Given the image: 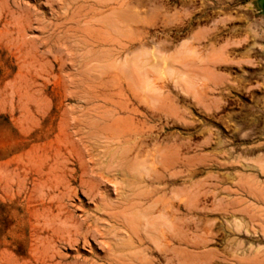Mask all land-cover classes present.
Masks as SVG:
<instances>
[{"label": "rangeland", "instance_id": "obj_1", "mask_svg": "<svg viewBox=\"0 0 264 264\" xmlns=\"http://www.w3.org/2000/svg\"><path fill=\"white\" fill-rule=\"evenodd\" d=\"M259 2L0 0V264H264Z\"/></svg>", "mask_w": 264, "mask_h": 264}, {"label": "bare ground", "instance_id": "obj_2", "mask_svg": "<svg viewBox=\"0 0 264 264\" xmlns=\"http://www.w3.org/2000/svg\"><path fill=\"white\" fill-rule=\"evenodd\" d=\"M128 119L133 122L132 118H128ZM119 120H120V118H116L113 121L117 122ZM112 133L114 135H112L108 138V140H110V141L107 142L108 144H107L106 150L110 151L109 157L112 159L113 162L109 163L108 166L111 165L110 172H114V174L117 176L120 175V177L122 179V183H123L122 188L123 189L120 193L123 196L122 198H125V200H130V199H135V198L138 199L137 202H135L132 206L133 208H136L137 206H139L142 203V200H139V199H146L149 197L147 195H151L150 192L147 191L148 194H146V197H144L145 195H143L144 198H141L140 196L137 195V192H136L137 191L136 187L140 186V184L142 182H144V179H143V176L141 175V173L137 172V162H138L139 156H140L139 146L137 143H135V142L133 143L130 141V140L134 139V135L137 132H136V130H133L132 128H130V129H126V130H117L116 129ZM100 145H101V143H100ZM104 151H105V149H104ZM59 153H60V149L57 148L56 156L59 155ZM79 156H80V153L78 152V157ZM155 163H157V162L154 161L152 164H154V166H156ZM61 164L63 166V162H60V161L56 162L54 164V166H51L50 171H53L54 168H58L59 165H61ZM64 176L65 175L62 176L61 180L64 179ZM68 181L72 182V179H69ZM142 187L144 188V186H142Z\"/></svg>", "mask_w": 264, "mask_h": 264}, {"label": "water", "instance_id": "obj_3", "mask_svg": "<svg viewBox=\"0 0 264 264\" xmlns=\"http://www.w3.org/2000/svg\"><path fill=\"white\" fill-rule=\"evenodd\" d=\"M260 7L262 8L261 10L263 11L264 13V0H260Z\"/></svg>", "mask_w": 264, "mask_h": 264}]
</instances>
